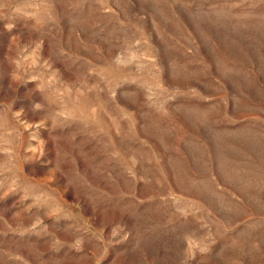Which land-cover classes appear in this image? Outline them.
I'll use <instances>...</instances> for the list:
<instances>
[{
  "label": "rangeland",
  "instance_id": "1",
  "mask_svg": "<svg viewBox=\"0 0 264 264\" xmlns=\"http://www.w3.org/2000/svg\"><path fill=\"white\" fill-rule=\"evenodd\" d=\"M0 264H264V0H0Z\"/></svg>",
  "mask_w": 264,
  "mask_h": 264
}]
</instances>
